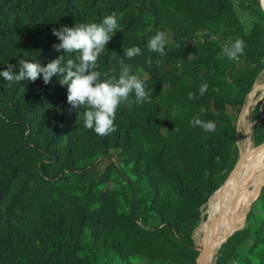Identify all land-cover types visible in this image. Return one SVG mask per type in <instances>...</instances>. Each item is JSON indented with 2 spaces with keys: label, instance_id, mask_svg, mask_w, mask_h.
Returning <instances> with one entry per match:
<instances>
[{
  "label": "trees",
  "instance_id": "1",
  "mask_svg": "<svg viewBox=\"0 0 264 264\" xmlns=\"http://www.w3.org/2000/svg\"><path fill=\"white\" fill-rule=\"evenodd\" d=\"M113 13L118 29L96 70L118 78L124 59L152 92L151 103L118 107L114 133L84 127L61 77L11 87L0 77V264H198L194 233L235 175L239 115L264 71L262 2L0 0V71L20 59L45 66L64 54L53 28ZM157 31L165 56L147 48ZM237 38L244 54L229 59L222 49ZM130 47L142 55L127 59ZM201 106L214 132L191 125ZM252 138L264 142V119ZM246 218L215 264H264V186Z\"/></svg>",
  "mask_w": 264,
  "mask_h": 264
},
{
  "label": "clouds",
  "instance_id": "2",
  "mask_svg": "<svg viewBox=\"0 0 264 264\" xmlns=\"http://www.w3.org/2000/svg\"><path fill=\"white\" fill-rule=\"evenodd\" d=\"M118 21L116 14L105 16L101 23L75 24L73 27L61 26L59 30L53 28L52 34L60 43L54 44L56 51H63V55L42 66L39 62L20 59L19 70L15 64H8L6 69L0 71V77L8 82L9 87L18 84L22 80L36 81L42 76L45 85L52 83L54 76L61 77L59 83L67 86V102L73 108H84L83 123L86 129L94 130L99 136H106L117 131L115 118L118 107L123 103L128 107L133 104L141 105L151 103L152 92L146 90L144 80L139 75L133 74L132 65L126 64L124 59H119L120 72L118 78L101 79V72L97 71V61L106 45L117 32ZM215 38V37H213ZM166 34L157 31L147 41L150 53H158L165 56ZM245 43L237 38L235 42L225 44L222 54L229 59H237L244 54ZM65 54H75L74 58L65 60ZM142 55L139 47H130L124 50L123 56L132 59ZM146 63L151 66L153 59L149 56ZM156 65L160 60L155 61ZM114 71V70H113ZM105 77L109 73L103 74ZM209 85L201 81L199 96L202 97L208 90ZM134 94V99L130 96ZM198 97L193 92L188 93V99ZM207 110L201 106L199 114L191 120L193 127H200L206 132H214L215 122L205 121L200 117Z\"/></svg>",
  "mask_w": 264,
  "mask_h": 264
},
{
  "label": "bare ground",
  "instance_id": "3",
  "mask_svg": "<svg viewBox=\"0 0 264 264\" xmlns=\"http://www.w3.org/2000/svg\"><path fill=\"white\" fill-rule=\"evenodd\" d=\"M248 113V108H246L244 114L242 113L241 121L243 123L247 120ZM261 154L259 157L253 156L254 158H251L244 164L242 163L243 165H241L236 175V183L230 190L222 193V197L228 200L229 204L224 208L218 224L210 228L209 236L203 239L198 245L201 252L205 254L203 264H213L221 244L229 235L242 228L247 210L249 211L251 209L253 203L259 197L263 181L258 186L256 185L258 191L253 202L250 204L249 194L251 189L264 177V147Z\"/></svg>",
  "mask_w": 264,
  "mask_h": 264
},
{
  "label": "rangeland",
  "instance_id": "4",
  "mask_svg": "<svg viewBox=\"0 0 264 264\" xmlns=\"http://www.w3.org/2000/svg\"><path fill=\"white\" fill-rule=\"evenodd\" d=\"M262 4H263V1H262ZM263 6H264V4H263ZM246 108H248L249 113H248L247 120L244 121V123H243L241 121V119H242V116H243ZM258 108L261 112V116L258 120H256L254 118V114H255V110H257ZM263 119H264V71L259 75V77H258V79H257V81L253 87V90L249 94L247 101H246V104H245L243 110L241 111V114L239 115V119H238V145H239V149H240V155L242 157V162L239 165V167L235 170V175L227 183V186H225L222 189V191L209 204H206L203 207V217H204L203 221L194 233V240L196 243V247L200 251V253H201V250L199 249V246H198L199 243L203 239H205L206 237L209 236L210 228L213 225L218 224L220 216H221L224 208L226 207L227 204H229L228 200H226L222 197L223 196L222 193L224 191L230 190L233 187V185L236 183V180H237L236 175L238 174V171H239L241 165L246 163L251 158L259 157L262 155L261 152H262L263 147H261L259 154H256L255 150H253L254 146H255V142L254 141L250 142L249 138H250V136L253 137L256 124L261 123L263 121ZM262 181H263L262 186H261V190H262V187L264 186V177L261 181H259L257 184H255L253 186V188L251 189L250 194H249L250 195V204L253 202L254 197L257 194L258 184ZM250 211H251V209H250ZM250 211H248V212L250 213ZM248 212H247V215L249 214ZM246 222H247V218H246ZM246 222H244V224H243L244 226L240 230L245 228ZM225 241L219 247L218 252L214 258L213 264H215L216 259L219 256V253L223 247L222 245H224L226 243Z\"/></svg>",
  "mask_w": 264,
  "mask_h": 264
},
{
  "label": "water",
  "instance_id": "5",
  "mask_svg": "<svg viewBox=\"0 0 264 264\" xmlns=\"http://www.w3.org/2000/svg\"><path fill=\"white\" fill-rule=\"evenodd\" d=\"M261 2H262V1H261ZM262 5H263V4H262ZM263 8H264V6H263ZM249 139H250V142H253V138H252V136H250ZM260 147H264V142H263L262 144H260V145H257V146L255 145L253 150H256V149H258V148H260ZM241 162H242V157H241V155H240V157H239V159H238V161H237V164L235 165V167H234L233 171L231 172V174L229 175L228 179L233 175V172L239 167V165L241 164ZM228 179H227V180H228ZM227 180H226V181H227ZM222 187H223V186H222ZM222 187H221V188H222ZM221 188H220V189H221ZM220 189H219V190H220ZM219 190H218V191H219ZM216 192H217V191H216ZM216 192H215V193H216ZM215 193H214V194H215ZM214 194H213V195H214ZM213 195H212V196H213ZM211 199H212V197L209 199V201H208L207 204H209V202L211 201ZM236 232H237V231H236ZM234 234H235V232L232 233L231 235H229V236L227 237V239H226L225 242H227V240H228L232 235H234ZM204 256H205V254L201 252L200 255H199L198 261H197L198 264H203Z\"/></svg>",
  "mask_w": 264,
  "mask_h": 264
}]
</instances>
